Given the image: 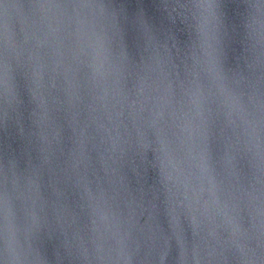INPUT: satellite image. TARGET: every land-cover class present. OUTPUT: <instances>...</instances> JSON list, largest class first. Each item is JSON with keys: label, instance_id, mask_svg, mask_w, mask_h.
Returning a JSON list of instances; mask_svg holds the SVG:
<instances>
[{"label": "water", "instance_id": "obj_1", "mask_svg": "<svg viewBox=\"0 0 264 264\" xmlns=\"http://www.w3.org/2000/svg\"><path fill=\"white\" fill-rule=\"evenodd\" d=\"M0 264H160L12 0H0Z\"/></svg>", "mask_w": 264, "mask_h": 264}]
</instances>
